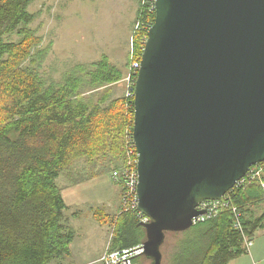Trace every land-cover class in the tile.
<instances>
[{
	"label": "trees",
	"instance_id": "16d2710c",
	"mask_svg": "<svg viewBox=\"0 0 264 264\" xmlns=\"http://www.w3.org/2000/svg\"><path fill=\"white\" fill-rule=\"evenodd\" d=\"M34 1L0 0V264L70 261L78 233L63 222L70 207L58 181L80 185L123 172L133 134L135 98H114L126 72L108 55L73 66L60 80L40 72L50 47L41 49L43 39L31 28ZM138 1L126 69L141 62L156 17L154 0ZM14 35L17 41L7 40ZM121 178L116 183L123 187ZM228 195L229 209L189 229L196 240L192 251L177 241L180 233L166 234L162 264L168 234L179 236L172 264H230L248 253L245 237L253 239L264 226V213H255L264 204V162ZM237 212L242 229L235 227ZM92 216L106 224L100 212ZM117 217L109 251L143 245L139 211L123 209ZM144 257L135 261L141 264Z\"/></svg>",
	"mask_w": 264,
	"mask_h": 264
},
{
	"label": "water",
	"instance_id": "95a60500",
	"mask_svg": "<svg viewBox=\"0 0 264 264\" xmlns=\"http://www.w3.org/2000/svg\"><path fill=\"white\" fill-rule=\"evenodd\" d=\"M135 86L143 256L264 162V0H155Z\"/></svg>",
	"mask_w": 264,
	"mask_h": 264
},
{
	"label": "rangeland",
	"instance_id": "374dc122",
	"mask_svg": "<svg viewBox=\"0 0 264 264\" xmlns=\"http://www.w3.org/2000/svg\"><path fill=\"white\" fill-rule=\"evenodd\" d=\"M138 2V0H35L29 8V11L37 16L31 28L36 36L43 39L41 49L50 47L40 72L44 76L60 80L73 66L96 62L103 54L108 55L114 64L127 72L129 68L126 69L125 66L132 46ZM18 39L19 37L14 35L7 40ZM126 85L123 81L114 86V98L125 95ZM110 177L112 182L102 177L97 182L78 188L82 193L77 198V203L76 197H73L76 185L70 184L63 177L58 181L64 188L63 193L66 194L68 204L71 206L63 222L70 223L80 236L75 241L77 252L83 253L79 264H103L101 256L109 250L115 236L114 222H117L121 210H126L122 202V186L116 183L112 176ZM95 183L97 185L92 186ZM110 195L112 201L109 204L107 198H110ZM76 212L78 215L74 216ZM98 212L106 219L103 227L92 216ZM255 213L262 215L264 204L257 207ZM179 236L181 237L177 241L180 240L187 251H192L196 246V240L191 238L193 235L190 231L181 232ZM177 237L168 234L163 248V264H172L169 257ZM252 240L253 247L239 258L238 264H246L245 261L253 264L248 255L261 245H263L261 259L264 264V226L258 229ZM145 259L147 258H140V262L151 264V260ZM254 264H260L258 259L254 260Z\"/></svg>",
	"mask_w": 264,
	"mask_h": 264
},
{
	"label": "built area",
	"instance_id": "2783aa9c",
	"mask_svg": "<svg viewBox=\"0 0 264 264\" xmlns=\"http://www.w3.org/2000/svg\"><path fill=\"white\" fill-rule=\"evenodd\" d=\"M154 9H155V0H154ZM144 48H145V44H144ZM139 70H140V61H135L131 64V66L126 72V76L123 81L126 82L127 84L126 93H125L127 97L135 98V86H136ZM130 138H131L130 139L131 146L127 150V156H128L127 166L124 168L123 172L122 171L114 172L113 179L115 181H118L120 175L122 176L121 179L123 185L122 187L123 206L128 210L132 209L139 211L138 209L139 176H138V168H137L139 153L135 146L133 134L131 135ZM251 173H256V172L254 171ZM245 182H246V176L243 179H241L239 182H237L234 187L242 186L245 184ZM230 206H231V201L228 193L220 201H204L197 207V209L199 211H204L205 214L200 215L197 219H194V224L202 223L205 222L206 220L212 219L216 217L219 213L225 211L226 209H229ZM234 211H236V209H234ZM139 217L142 223L150 222L149 218L143 215L140 211H139ZM240 219H241V214L237 212V217L235 219V227L237 229H242L240 224ZM245 244L247 251H250V248L253 247L254 245L253 240L248 237H245ZM143 252H144L143 245L137 246L132 249H124L121 251H113V252L107 251L103 255L101 262L103 264H138L135 261V257L139 255H143Z\"/></svg>",
	"mask_w": 264,
	"mask_h": 264
},
{
	"label": "crops",
	"instance_id": "0c3cea01",
	"mask_svg": "<svg viewBox=\"0 0 264 264\" xmlns=\"http://www.w3.org/2000/svg\"><path fill=\"white\" fill-rule=\"evenodd\" d=\"M105 177V180H110V176L108 175V176H104ZM102 178V177H101ZM100 178H97V179H95V180H91V181H89V182H86V183H83V184H80V185H76L75 187H76V190L74 191V193H73V197H76V203L78 202V200H77V198H79V196H80V194L82 193V190L80 191L78 188H81V186H83V185H85V184H92L93 182H97V180H99ZM112 179V178H111ZM114 180V179H113ZM111 181V180H110ZM112 182V181H111ZM116 182V181H115ZM97 185V183H95L94 185H92V186H96ZM114 193H115V191H114ZM115 195H116V193H115ZM64 198H65V200H66V203L68 204L69 202H68V200H67V197H66V194L64 193ZM107 201H108V203L110 204L111 203V201H112V195H110V198H107ZM68 206H70L69 204H68ZM71 207V206H70ZM255 210H256V208H255ZM261 215H259V214H257L256 213V217H260ZM69 225H70V223H68ZM71 226V225H70ZM101 226V225H100ZM73 227V226H72ZM101 227H103V226H101ZM258 231V230H257ZM257 231H255V235H256V232ZM78 237H80L79 236V234H78ZM78 238H76V240H77ZM75 240V241H76ZM74 241V243H73V245H72V250H73V258L70 260V261H67L65 264H79V259H80V257H81V255H83V253H78L77 252V248H76V246H75V242ZM255 247V246H254ZM263 247V245H261V247L260 248H257L256 247V249L254 250H252V252H250L251 254L250 255H248V256H250V259L252 260V262H253V264H254V260L255 259H258V261L260 262V264H263V261H262V257H263V255H262V252L263 251H261V248ZM108 248V247H107ZM106 248V249H107ZM105 249V250H106ZM105 254V253H104ZM104 254H102V255H104ZM102 257L103 256H101V259H102ZM146 261L148 260V261H150L151 259H145ZM240 259L238 258V259H236V260H234V261H232L230 264H238V261H239ZM246 262V264H250V262L249 261H245ZM141 264H144V261L141 263ZM151 264H152V260H151Z\"/></svg>",
	"mask_w": 264,
	"mask_h": 264
},
{
	"label": "clouds",
	"instance_id": "9594fccd",
	"mask_svg": "<svg viewBox=\"0 0 264 264\" xmlns=\"http://www.w3.org/2000/svg\"><path fill=\"white\" fill-rule=\"evenodd\" d=\"M109 251V250H108ZM142 256V255H141ZM139 264V263H138Z\"/></svg>",
	"mask_w": 264,
	"mask_h": 264
},
{
	"label": "bare ground",
	"instance_id": "6f19581e",
	"mask_svg": "<svg viewBox=\"0 0 264 264\" xmlns=\"http://www.w3.org/2000/svg\"><path fill=\"white\" fill-rule=\"evenodd\" d=\"M118 85V84H117Z\"/></svg>",
	"mask_w": 264,
	"mask_h": 264
}]
</instances>
